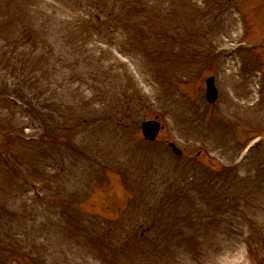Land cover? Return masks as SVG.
Here are the masks:
<instances>
[{
  "label": "rangeland",
  "instance_id": "rangeland-1",
  "mask_svg": "<svg viewBox=\"0 0 264 264\" xmlns=\"http://www.w3.org/2000/svg\"><path fill=\"white\" fill-rule=\"evenodd\" d=\"M239 57L264 71V0H0V264H250L244 241L264 264V81Z\"/></svg>",
  "mask_w": 264,
  "mask_h": 264
},
{
  "label": "water",
  "instance_id": "water-1",
  "mask_svg": "<svg viewBox=\"0 0 264 264\" xmlns=\"http://www.w3.org/2000/svg\"><path fill=\"white\" fill-rule=\"evenodd\" d=\"M206 84H207V99L213 103L217 99V91L214 86V79L210 78L209 80H207ZM142 128L146 136L149 139L153 140L155 139L158 133L159 124L156 122H147L143 124Z\"/></svg>",
  "mask_w": 264,
  "mask_h": 264
},
{
  "label": "trees",
  "instance_id": "trees-1",
  "mask_svg": "<svg viewBox=\"0 0 264 264\" xmlns=\"http://www.w3.org/2000/svg\"><path fill=\"white\" fill-rule=\"evenodd\" d=\"M155 38H156V36H155Z\"/></svg>",
  "mask_w": 264,
  "mask_h": 264
}]
</instances>
